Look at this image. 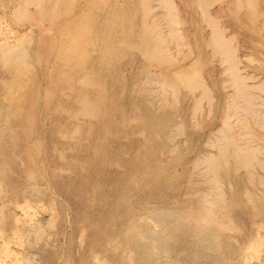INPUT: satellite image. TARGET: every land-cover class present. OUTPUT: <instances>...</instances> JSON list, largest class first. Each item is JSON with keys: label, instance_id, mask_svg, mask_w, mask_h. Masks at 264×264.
Segmentation results:
<instances>
[{"label": "rangeland", "instance_id": "374dc122", "mask_svg": "<svg viewBox=\"0 0 264 264\" xmlns=\"http://www.w3.org/2000/svg\"><path fill=\"white\" fill-rule=\"evenodd\" d=\"M58 1L0 0V264H264V0Z\"/></svg>", "mask_w": 264, "mask_h": 264}, {"label": "bare ground", "instance_id": "6f19581e", "mask_svg": "<svg viewBox=\"0 0 264 264\" xmlns=\"http://www.w3.org/2000/svg\"><path fill=\"white\" fill-rule=\"evenodd\" d=\"M43 1L44 0H37V2H36V4H40L39 6H40V9H39V12L41 13V17H42V15L44 16V15H46V13L47 14H49V15H51L50 16V18L51 19H53V18H55V17H57V14H56V12H55V9H51L50 11H45L44 12V10L43 9H41V3H42V5L44 4L43 3ZM56 1H58V0H56ZM59 2V1H58ZM73 1L72 0H63V4H62V6L65 8V9H68L69 8V6L71 5V3H72ZM252 2V1H251ZM255 2V1H254ZM57 3V2H56ZM253 3V2H252ZM58 4V3H57ZM148 4V3H147ZM146 4V5H147ZM29 6V5H28ZM34 6V5H33ZM38 6V7H39ZM21 7H22V5H21ZM26 7V6H25ZM44 6H42V8H43ZM58 7V6H57ZM252 7V6H251ZM25 9V8H24ZM38 9H37V11H38ZM57 9V8H56ZM252 9H253V7H252ZM251 9V10H252ZM19 11H21V10H19ZM27 12V11H26ZM30 14L29 15H31L32 16V14H31V12H29ZM43 13V14H42ZM20 14H21V12H20ZM23 15V14H22ZM25 15H27V17L29 16L28 15V12H27V14H25ZM24 15V16H25ZM36 15H37V13H36ZM20 16V15H19ZM256 16V15H255ZM21 17V16H20ZM23 18H25V17H23ZM35 18V17H34ZM41 19V18H40ZM57 19H59V17H57ZM29 20V19H28ZM34 20V19H33ZM149 27V26H148ZM217 32V31H216ZM146 33H148V32H146ZM151 33V32H150ZM218 33V35H220V33L219 32H217ZM222 33V32H221ZM223 34V33H222ZM217 35V36H218ZM224 35V34H223ZM222 35V36H223ZM149 37H147L148 39H151L152 40V38H151V36L152 35H148ZM225 38V37H224ZM148 39H146V42H148ZM218 39H220L219 41H221V42H223L222 40V37H221V35L219 36V38ZM154 40V39H153ZM151 42V41H150ZM155 42V41H154ZM226 42V41H225ZM158 43V42H157ZM151 44H156V43H152L151 42ZM151 44H150V46H151ZM145 45V44H144ZM8 47V46H7ZM11 47V46H10ZM16 47V46H15ZM140 47V46H139ZM227 47V46H226ZM4 48H6V47H4ZM228 48V47H227ZM13 49V51L16 53V55L18 54V50L20 49V47H19V49L18 50H16L15 48H12ZM12 49H7L6 51H5V54H3V56L5 57V59H6V62L8 63V65H10V63H12L11 65H13L14 67H15V69L16 70H20V67L22 66V67H25V66H23V64L24 63H27V60H26V56H25V50H24V48H21V49H23V51H20V53L17 55V56H13V51H12ZM17 51H15V50ZM138 49V48H137ZM140 49V48H139ZM147 49H148V47H147ZM152 49V48H151ZM160 49V48H159ZM12 52H11V51ZM146 50V49H145ZM153 50V49H152ZM149 51V50H148ZM154 51V50H153ZM157 51V50H156ZM228 51V50H227ZM161 52V51H160ZM147 53H149V52H147ZM155 56V55H154ZM148 57H150V56H148ZM153 57V56H152ZM4 59V58H3ZM4 59V60H5ZM151 59H153V58H151ZM26 61V62H25ZM4 63H5V61H3ZM10 62V63H9ZM28 64V63H27ZM7 64H5V66H6ZM26 65V64H25ZM28 66V65H27ZM26 66V67H27ZM4 67V66H3ZM11 67V66H10ZM9 66H8V68H10ZM21 67V68H22ZM7 68V67H6ZM5 69V68H4ZM24 69H26V68H22L21 70L23 71ZM19 73H21V72H19ZM237 73V72H236ZM20 75V74H19ZM239 76V75H238ZM235 77V76H234ZM238 78L236 77V80H237ZM239 80V79H238ZM237 80V84H239L240 82H241V85L243 84L242 82L243 81H241V80H239L238 81ZM171 81V80H170ZM173 81V80H172ZM183 81V80H182ZM195 81V80H194ZM83 83V82H82ZM196 83H197V81H195V85H196ZM199 83V82H198ZM4 84V83H3ZM17 84V83H16ZM85 84V83H84ZM176 84V83H175ZM183 84V83H182ZM11 85V84H10ZM174 85V84H173ZM200 85H201V82H200ZM241 85H239L240 87H241ZM166 86V85H165ZM194 86V85H193ZM197 86H199V84L197 85ZM238 85H237V89H241L240 87H239ZM247 86V85H246ZM11 87V86H10ZM179 87V86H178ZM162 88V87H161ZM202 88V87H201ZM204 88V87H203ZM202 88V89H203ZM244 88V87H243ZM171 89V88H170ZM174 90V89H173ZM176 90V89H175ZM243 90V89H242ZM207 91H208V89H207ZM164 92H165V90H164ZM179 92V91H178ZM174 93V92H173ZM179 95V94H178ZM240 96V95H239ZM249 96V95H248ZM236 100V99H235ZM236 101H238V100H236ZM83 102H84V100H83ZM83 102H81V103H83ZM200 104V103H199ZM83 105H85L84 103H83ZM86 105H88V104H86ZM83 107V106H82ZM200 107V106H199ZM84 108H86V106L84 107ZM83 108V109H84ZM199 110V109H198ZM83 111V110H82ZM84 112H90L89 110H87V109H84ZM196 112V111H195ZM197 113H198V111H197ZM85 114V113H84ZM80 116H82V115H80ZM88 116V115H87ZM74 118V117H73ZM97 119V118H96ZM77 120H78V118H77ZM224 131V130H223ZM223 134V133H222ZM224 135V134H223ZM229 136V135H228ZM228 138V137H227ZM224 139V138H223ZM218 140V139H217ZM229 140H231V138H229L227 141H229ZM223 141V140H222ZM217 142V141H216ZM226 142V141H225ZM230 142V144H232V142L231 141H229ZM229 142H228V144H229ZM234 142V141H233ZM236 142V141H235ZM220 143V142H219ZM221 144V143H220ZM226 146H227V144H226ZM236 146V145H235ZM235 146H233V147H235ZM220 147V146H219ZM219 147H218V150H219ZM236 148V147H235ZM259 148V147H258ZM257 148V149H258ZM221 149H222V147H221ZM220 149V150H221ZM223 149H224V146H223ZM226 149V148H225ZM228 149V148H227ZM249 149V148H248ZM251 149H253V148H251ZM247 150V149H246ZM253 150H256V149H253ZM251 151V153L250 154H252V155H250L249 156V154H248V157H246V158H244V157H242V156H240V154H239V151L237 152V151H234L233 153H231L232 155H234L235 157H236V160H237V162L236 163H238V165H246V163H250V162H252L254 159H255V161H256V154H253L254 153V151ZM222 151V152H221ZM221 151H219L220 152V154H219V156H217V157H215V156H212V155H208L207 157H205V161H206V163H207V165H208V172L211 174V177H210V179H211V181H212V183H214V187L216 186H219V185H221L220 184V182H224V181H222V179H223V177L221 176V174H220V170H221V168L222 167H224V166H227L228 165V157H229V155H230V152L229 151H223V150H221ZM249 151V152H250ZM241 153V152H240ZM258 154V153H257ZM204 156V155H203ZM241 157V158H240ZM200 160V159H199ZM203 160H204V158H203ZM252 160V161H251ZM202 161V160H201ZM258 161V160H257ZM203 162V161H202ZM261 163V162H260ZM263 166V165H262ZM264 167V166H263ZM209 174V175H210ZM249 174V173H248ZM208 175V176H209ZM250 175H252L251 173H250ZM250 175H248V176H250ZM254 176V175H253ZM207 177V176H206ZM229 177H230V175H228V174H226V178H227V180L229 179ZM249 179H251V178H249ZM253 179V178H252ZM251 179V180H252ZM263 180V179H262ZM262 180H257V181H260L259 183H264V180L262 181ZM253 181V180H252ZM251 181V182H252ZM218 191H220V192H218L216 195V197L214 198V199H217V200H219L220 198L222 199V197L224 196L223 195V192H221V190H218ZM247 192V191H246ZM199 194V193H198ZM203 195H205V194H203ZM222 195V197H220ZM245 195V194H244ZM252 195V194H251ZM198 196V195H197ZM207 196V195H206ZM205 196V197H206ZM209 196V195H208ZM209 198H211V197H209ZM208 200V199H207ZM209 202V201H208ZM211 203V202H210ZM262 203V202H261ZM207 204V203H206ZM221 204V203H220ZM260 204V203H259ZM212 205V207H210V209H212L213 208V204H211ZM217 204H215V206H216ZM260 205H262V204H260ZM218 206V205H217ZM263 206V205H262ZM213 210V209H212ZM210 212H211V210H209L207 207H201L200 209H198V214H197V216H198V218H196V223H195V225H196V227H198V228H200L201 226H203L204 224H205V221H207V220H209V221H211L212 219H211V214H210ZM213 215H215V214H213ZM217 215H218V213H217ZM216 217V216H215ZM214 221V220H213ZM222 221V220H221ZM217 224V223H216ZM227 226V225H226ZM221 230V229H220ZM192 232V230H191V228H188L187 229V233H191ZM214 234V233H213ZM193 235V234H192ZM191 235V236H192ZM195 236H197L196 234H195ZM153 237V244H145L144 242H142V241H135V243H134V251H135V258L139 261V263L140 264H151L152 263V261L154 260V251H153V248L151 247V246H156V247H158L161 251H163L164 250V243L166 242V235H165V233H162V232H158V233H155L154 234V236H152ZM198 237V243H200V242H203V244H205V242H204V239L203 238H199V236H197ZM206 245V244H205ZM204 247H203V245H202V243H201V246H200V250L201 249H203ZM220 248V247H219ZM199 256V255H198ZM138 263V264H139ZM117 264H129V263H127V261H125L124 259L122 260L121 258L120 259H118V261H117Z\"/></svg>", "mask_w": 264, "mask_h": 264}]
</instances>
